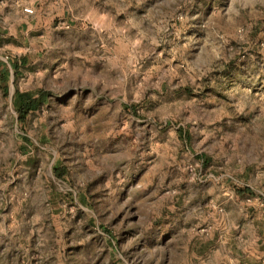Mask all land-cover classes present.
<instances>
[{"label":"rangeland","instance_id":"rangeland-1","mask_svg":"<svg viewBox=\"0 0 264 264\" xmlns=\"http://www.w3.org/2000/svg\"><path fill=\"white\" fill-rule=\"evenodd\" d=\"M0 264H264V0H0Z\"/></svg>","mask_w":264,"mask_h":264},{"label":"trees","instance_id":"trees-1","mask_svg":"<svg viewBox=\"0 0 264 264\" xmlns=\"http://www.w3.org/2000/svg\"><path fill=\"white\" fill-rule=\"evenodd\" d=\"M19 67L18 64H15L13 62V68L17 69ZM16 98L18 99V113H19V119L21 121H24L27 117V115L32 112L39 109L41 104H43L46 100V95L44 93H40L37 98H32L29 94H17Z\"/></svg>","mask_w":264,"mask_h":264},{"label":"built area","instance_id":"built-area-1","mask_svg":"<svg viewBox=\"0 0 264 264\" xmlns=\"http://www.w3.org/2000/svg\"><path fill=\"white\" fill-rule=\"evenodd\" d=\"M24 13H25V14H31L32 11H31L30 9H25V10H24Z\"/></svg>","mask_w":264,"mask_h":264}]
</instances>
